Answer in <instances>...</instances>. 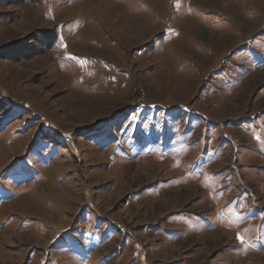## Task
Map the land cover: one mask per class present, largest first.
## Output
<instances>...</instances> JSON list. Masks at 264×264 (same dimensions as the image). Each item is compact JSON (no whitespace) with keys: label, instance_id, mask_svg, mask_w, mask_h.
<instances>
[{"label":"rangeland","instance_id":"obj_1","mask_svg":"<svg viewBox=\"0 0 264 264\" xmlns=\"http://www.w3.org/2000/svg\"><path fill=\"white\" fill-rule=\"evenodd\" d=\"M0 264H264V0H0Z\"/></svg>","mask_w":264,"mask_h":264},{"label":"snow or ice","instance_id":"obj_2","mask_svg":"<svg viewBox=\"0 0 264 264\" xmlns=\"http://www.w3.org/2000/svg\"><path fill=\"white\" fill-rule=\"evenodd\" d=\"M238 239H242V238L238 236Z\"/></svg>","mask_w":264,"mask_h":264}]
</instances>
